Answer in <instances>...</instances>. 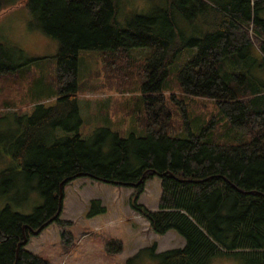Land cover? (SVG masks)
<instances>
[{
    "label": "trees",
    "instance_id": "16d2710c",
    "mask_svg": "<svg viewBox=\"0 0 264 264\" xmlns=\"http://www.w3.org/2000/svg\"><path fill=\"white\" fill-rule=\"evenodd\" d=\"M16 6L27 8L40 31L58 42V51L52 104L35 101L18 138L8 144L16 166L36 181L43 203L27 215L0 211V264H49L26 250L29 235L52 223L69 225L60 220L63 187L84 177L132 189L130 208L149 230L159 236L174 231L185 242L163 252L153 243L125 264L145 253L158 264H210L217 257L264 264V88L243 62L253 49L264 63V0H164L163 9L134 16L124 26L116 20L115 0H0V14ZM196 13L205 28L194 37L179 28L177 14L190 20ZM135 49L150 51L142 58L139 84L148 106L165 102L170 66L195 49L176 71L181 91L215 102L250 141L233 146L203 143L202 135L171 138L166 110L163 117L149 115L140 137L122 138L101 127L81 138L79 52H98L101 63L115 68L133 64ZM14 50L21 52L0 42V77L22 67ZM59 130L70 136L56 138ZM154 177L160 196L152 211L138 199ZM105 212L100 200H90L85 217ZM67 235L63 231V239ZM121 250L118 241L107 248Z\"/></svg>",
    "mask_w": 264,
    "mask_h": 264
},
{
    "label": "rangeland",
    "instance_id": "374dc122",
    "mask_svg": "<svg viewBox=\"0 0 264 264\" xmlns=\"http://www.w3.org/2000/svg\"><path fill=\"white\" fill-rule=\"evenodd\" d=\"M115 1L118 7L116 20L122 26L134 16L150 15L165 7L164 0ZM196 14L199 17L190 20L177 14L179 28L194 37L205 28L204 17ZM261 16L264 18V12ZM31 18L24 6L0 14V42L21 51L12 52L19 57L18 64H23L15 74L0 77V211L9 208L22 215L31 214L43 199L36 181L27 180L22 168L16 166L8 144L18 138L25 117L34 111L35 101L52 104L58 51V42L45 36ZM195 52V49L183 51L176 57L162 93L165 102L156 101L148 106L139 84L143 75L142 58L150 53L149 49L133 50L132 56L136 57L132 59L133 64L129 67L119 64L115 68L101 63L98 52L80 51L78 72L82 91L78 95V105L82 119L81 138L91 137L94 130L101 127L117 132L122 138L132 134L140 137L149 115L159 116L166 110L170 115L167 133L171 138L202 135L203 143L233 146L248 143L249 136L223 117L215 102L188 96L181 91L176 71L194 57ZM256 56L259 55L249 49L243 62L245 70L264 88V63ZM37 86L40 90L36 92ZM55 135L56 138L70 136L62 130ZM63 194L60 220L69 225L61 227L52 223L38 235L30 234L25 247L49 264H125L127 259L153 243L157 245V252L179 249L185 244L174 231L159 236L149 230L147 221L130 208L132 189L84 177L65 184ZM159 196L160 181L154 177L146 183L138 203L155 211ZM90 200H100L106 212L86 218ZM63 231L68 234L66 239L62 237ZM111 241L121 243V252L107 251ZM133 264L158 262L145 253ZM210 264H247V261L217 257Z\"/></svg>",
    "mask_w": 264,
    "mask_h": 264
},
{
    "label": "water",
    "instance_id": "95a60500",
    "mask_svg": "<svg viewBox=\"0 0 264 264\" xmlns=\"http://www.w3.org/2000/svg\"><path fill=\"white\" fill-rule=\"evenodd\" d=\"M38 232L37 231H34V234L36 235Z\"/></svg>",
    "mask_w": 264,
    "mask_h": 264
}]
</instances>
